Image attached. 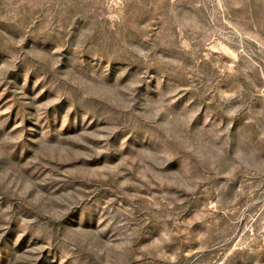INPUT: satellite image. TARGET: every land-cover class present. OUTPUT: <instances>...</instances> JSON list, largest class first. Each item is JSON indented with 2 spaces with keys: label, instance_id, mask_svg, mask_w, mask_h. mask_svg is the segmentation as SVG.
Here are the masks:
<instances>
[{
  "label": "rangeland",
  "instance_id": "obj_1",
  "mask_svg": "<svg viewBox=\"0 0 264 264\" xmlns=\"http://www.w3.org/2000/svg\"><path fill=\"white\" fill-rule=\"evenodd\" d=\"M0 264H264V0H0Z\"/></svg>",
  "mask_w": 264,
  "mask_h": 264
}]
</instances>
